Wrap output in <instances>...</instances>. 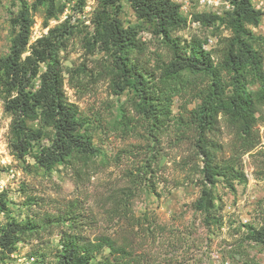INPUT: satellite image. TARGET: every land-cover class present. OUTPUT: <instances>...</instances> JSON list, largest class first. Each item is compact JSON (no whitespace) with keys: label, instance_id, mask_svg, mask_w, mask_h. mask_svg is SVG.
Wrapping results in <instances>:
<instances>
[{"label":"trees","instance_id":"trees-1","mask_svg":"<svg viewBox=\"0 0 264 264\" xmlns=\"http://www.w3.org/2000/svg\"><path fill=\"white\" fill-rule=\"evenodd\" d=\"M43 1L20 0L9 52L0 56V101L11 118L7 145L48 171L66 169L78 196L50 209L44 197L29 194L27 218L18 220L0 190V264L20 243L55 233L56 252L48 258L39 248L36 264H90L99 255L101 264H204L211 235L224 227L231 237L225 257L263 264L248 246H264V208L251 221H229L218 187L235 191L248 182L247 157L255 179L264 181V35L255 31L264 11L251 0H226L223 14L198 12L190 20L174 0H98L90 24L68 15L32 41L34 10ZM46 1L48 18L59 19L63 9ZM123 1L136 23L120 18ZM78 2L84 7L87 0ZM146 29L150 38L141 34ZM103 84L111 96L127 97L104 101L90 115L67 90L94 95ZM106 143L113 153L100 159ZM164 156L181 177L162 173ZM122 163L119 182L99 196L98 212L83 184ZM184 185L199 188L192 221L182 220L185 213L178 225L136 213L144 192L162 197Z\"/></svg>","mask_w":264,"mask_h":264},{"label":"rangeland","instance_id":"rangeland-1","mask_svg":"<svg viewBox=\"0 0 264 264\" xmlns=\"http://www.w3.org/2000/svg\"><path fill=\"white\" fill-rule=\"evenodd\" d=\"M33 4L36 0H27ZM56 7L59 11V19L48 18L47 8L49 3L44 0L34 10V17L36 24L33 28L32 41L46 34L49 26H54L68 15H72L79 20L86 21L90 24L91 18L98 11V0H87L86 5L81 7L78 0H55ZM181 5L182 13L190 20L193 15L198 12H216L223 14L230 8V4L226 0H174ZM252 3L264 11V0H251ZM20 0H0V56H5L9 52L10 41L14 35L15 29L12 23L13 14L17 11ZM83 8V9H82ZM120 18L125 25L134 24L138 21L137 15L131 4L127 1L122 2V10ZM195 27H201L200 23L193 22ZM257 33L264 35V15L261 18L260 25L255 29ZM145 37H151L149 30H144L141 33ZM215 42L211 39L210 45ZM81 54L78 49L72 53L68 59L65 60L67 64L71 63L72 59L77 58ZM65 58V55H63ZM44 65L42 69H45ZM70 99L79 104L82 111L91 114L93 108L102 109L103 102L114 99L117 104L125 100L127 94L121 96H111L106 84L99 86L94 95L81 96L75 90L67 87ZM180 101L178 98L174 104V112L178 113ZM118 106L116 107V111ZM11 118L4 112L2 103L0 101V190H4L9 201V216L17 218L18 220H25L29 213L27 209V200L29 194L42 196L45 198L47 205L45 208H52L55 203L64 202V200H71L78 196L74 176L67 172L63 167L58 170L48 171L38 166L35 161L30 158H17L12 155L8 145V131ZM264 128H262L263 130ZM119 146L116 142L114 145ZM108 143L102 148L105 155L113 153L112 148ZM163 159V158H162ZM125 164L120 166H110L98 173H96L91 180L87 179L83 187L89 191L88 201L94 209L99 212L102 210L100 205V194L109 188L111 185L119 182L121 173ZM164 170L162 173L166 176L181 177V173L176 172L174 160L169 156H165L162 164ZM246 170L249 174V180L245 184H237L235 191H229L221 185L218 187L226 200V207L224 209L225 218L229 221L241 220L242 222L251 221L256 215L257 211L264 208V181L256 180L253 175V166L250 159L247 157ZM163 186V184H160ZM199 188L194 185H184L179 188L172 189L168 194L158 197L150 191H146L135 202L134 208L136 213L148 211L156 214L161 222L179 224L178 218L181 213H185L183 221L190 222L195 218L193 211H189L191 203L198 197ZM52 201V203H51ZM227 227L222 228L221 231L214 235L213 245L209 249L208 257L204 264H241L236 260L229 259L224 256L222 249L226 243L225 239L231 238L226 234ZM61 236L55 233L51 236H46L42 241L33 240L31 242H23L18 245V249L8 259L1 264H36L37 254L39 248H44L51 258L59 246ZM248 248L255 254L257 258L264 264V246H259L254 243L249 244ZM206 250V246L204 248ZM108 251H106L107 253ZM103 255H99L90 264H101Z\"/></svg>","mask_w":264,"mask_h":264},{"label":"water","instance_id":"water-1","mask_svg":"<svg viewBox=\"0 0 264 264\" xmlns=\"http://www.w3.org/2000/svg\"><path fill=\"white\" fill-rule=\"evenodd\" d=\"M164 160H165V156L163 157L162 161H161V166L162 164L164 163Z\"/></svg>","mask_w":264,"mask_h":264},{"label":"built area","instance_id":"built-area-1","mask_svg":"<svg viewBox=\"0 0 264 264\" xmlns=\"http://www.w3.org/2000/svg\"><path fill=\"white\" fill-rule=\"evenodd\" d=\"M204 1V0H203Z\"/></svg>","mask_w":264,"mask_h":264}]
</instances>
